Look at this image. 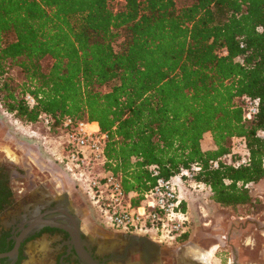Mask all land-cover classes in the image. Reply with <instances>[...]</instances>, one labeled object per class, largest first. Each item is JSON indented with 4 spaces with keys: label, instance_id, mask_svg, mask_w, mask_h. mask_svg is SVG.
Segmentation results:
<instances>
[{
    "label": "trees",
    "instance_id": "16d2710c",
    "mask_svg": "<svg viewBox=\"0 0 264 264\" xmlns=\"http://www.w3.org/2000/svg\"><path fill=\"white\" fill-rule=\"evenodd\" d=\"M244 96L258 100L250 119ZM0 106L22 124L49 116L51 133L65 117L97 122L132 205L155 183L150 166L169 177L196 162L212 201L251 206L247 185L264 177V0H0ZM235 136L246 163L212 169Z\"/></svg>",
    "mask_w": 264,
    "mask_h": 264
},
{
    "label": "built area",
    "instance_id": "2783aa9c",
    "mask_svg": "<svg viewBox=\"0 0 264 264\" xmlns=\"http://www.w3.org/2000/svg\"><path fill=\"white\" fill-rule=\"evenodd\" d=\"M24 99L29 106L35 104L31 94L26 93ZM241 107L243 117L250 119L257 113L258 100L244 96ZM41 123L48 129L49 116L42 115ZM59 128L62 131L60 137L51 132L45 135L51 142L46 145L50 159L72 179L104 225L121 231L152 233L163 243L176 241L188 231L189 218L185 210L188 193L205 187L196 180L202 170L200 164L194 162L189 166H179L169 177L161 176L157 166H150L151 175L156 177L155 183L142 193L135 206L124 192L120 177L106 167L107 134L93 122L72 117L63 118ZM233 155L239 157L232 160ZM247 160L245 139L235 136L230 152L209 164L212 169L221 163L236 167Z\"/></svg>",
    "mask_w": 264,
    "mask_h": 264
},
{
    "label": "flooded vegetation",
    "instance_id": "af4514ba",
    "mask_svg": "<svg viewBox=\"0 0 264 264\" xmlns=\"http://www.w3.org/2000/svg\"><path fill=\"white\" fill-rule=\"evenodd\" d=\"M22 145L24 143L19 146ZM40 149L37 145L26 146L24 154L31 163L29 170L17 168L14 157L12 159L16 165L9 161L7 164L0 163V264H86L71 243L69 232L56 225L69 224V219L58 211L65 207L63 200L51 198L43 190V176L48 174L54 181H58L62 191L60 178L66 182L64 174L56 166L47 167L43 164ZM260 219L264 221V217ZM43 236L53 240L45 259ZM240 236L241 230L234 222L229 224L224 233L217 235V248L212 253L216 259L215 264H264V243L258 245L259 249L253 254L250 251L254 250L252 240L245 244L248 249L236 246ZM81 237L84 247L99 264H112L110 255H97L95 247L84 242L83 234ZM156 242L157 245L175 246L170 248L171 253L164 254L158 245L159 250H149L146 259L141 258L143 252L141 246H137L134 259L136 264H209L191 254L182 253L178 240L170 243Z\"/></svg>",
    "mask_w": 264,
    "mask_h": 264
},
{
    "label": "rangeland",
    "instance_id": "374dc122",
    "mask_svg": "<svg viewBox=\"0 0 264 264\" xmlns=\"http://www.w3.org/2000/svg\"><path fill=\"white\" fill-rule=\"evenodd\" d=\"M120 5L121 2L117 1L111 3L110 6L113 10H116ZM49 63L50 59L48 58L42 60L43 66H47ZM8 76L12 78L14 82H20L22 80V74L18 69L9 71ZM48 133L49 132L46 131L41 122L35 124H22L16 121L10 113L6 112L0 106V163L7 164V161L14 163L12 159V157H14L17 165L14 164L17 168L31 169V163L29 159L26 158L27 156L24 154V151L26 146L37 145L39 148L41 147L40 150H42L43 164L47 167L53 166L54 163L50 159L46 146L51 144L49 141L50 138L45 136ZM56 134L60 137L62 134L60 128ZM261 134L264 136V132ZM21 143H24V145L19 146ZM201 146L203 149H207L209 146H211V148L213 147L209 132L203 135ZM17 175H19V173H17ZM44 175L46 176H43V190L45 193L49 194L51 198L59 199L63 191L60 189L58 181H54L48 174ZM63 176L66 182L65 190L69 195L70 205L72 209L78 213L80 225L83 229L84 227L87 228L90 224H95L101 226L108 232L146 236L154 242L158 241V238L153 236L152 233L121 231L104 225L82 193L73 184L72 179L69 176ZM17 182H20V180ZM247 187L253 198L252 205H239L237 207L222 206L212 201L207 187H198L190 190L188 193L187 206H185L189 218V227L186 232L187 237L184 240L178 239L181 252L191 254L193 257L200 260V252L202 253L210 250L215 252L217 248L216 245L218 244L216 240L217 235L219 233H224V230L230 223L234 222L237 224L236 220L243 221L247 217L261 221L260 218L264 217V177L256 183L248 184ZM238 228L241 230V236L238 238L236 246L248 249V245L245 246V244L252 240L254 250L250 251L254 254L257 249H259L258 245L264 243V231L257 229L253 224H248L244 229L240 228L238 225ZM52 241V239H47L43 236V259L46 257L47 250L51 249L50 243ZM158 245L161 246L160 248L163 250L164 254L171 253L170 248L175 246L159 243ZM215 261L216 259L211 256L207 263L215 264Z\"/></svg>",
    "mask_w": 264,
    "mask_h": 264
},
{
    "label": "water",
    "instance_id": "95a60500",
    "mask_svg": "<svg viewBox=\"0 0 264 264\" xmlns=\"http://www.w3.org/2000/svg\"><path fill=\"white\" fill-rule=\"evenodd\" d=\"M60 182L63 186V194L59 200H63L65 207L63 210L58 211L66 215L69 219V224L57 223L56 225L69 232L71 243L74 245L76 252L81 256L84 263L99 264L84 247L81 234L85 236L84 242L87 245L95 247L97 255H110L112 264H136L137 262L134 259L136 256L135 251H137L138 248L137 246H141L143 254L140 256L145 259L146 255L149 256V250H159L157 243L147 237L108 232L101 226L95 224H90L87 228L84 227L83 229L80 225L78 213H76L70 205L69 195L64 186V180L60 178ZM236 222L242 229L248 224H253L257 229L264 231V221L255 218L247 217L243 221L236 220Z\"/></svg>",
    "mask_w": 264,
    "mask_h": 264
},
{
    "label": "bare ground",
    "instance_id": "6f19581e",
    "mask_svg": "<svg viewBox=\"0 0 264 264\" xmlns=\"http://www.w3.org/2000/svg\"><path fill=\"white\" fill-rule=\"evenodd\" d=\"M96 124V123H95ZM201 253V252H200ZM213 250L210 251H206L205 253L203 252L201 258L203 259V261H209L210 257L212 256ZM209 263V262H208Z\"/></svg>",
    "mask_w": 264,
    "mask_h": 264
},
{
    "label": "crops",
    "instance_id": "0c3cea01",
    "mask_svg": "<svg viewBox=\"0 0 264 264\" xmlns=\"http://www.w3.org/2000/svg\"><path fill=\"white\" fill-rule=\"evenodd\" d=\"M93 123H96V124H97V122H93ZM97 126H98V124H97ZM209 147H210V146H209ZM209 147H207V148H209ZM205 252H206V251H205ZM205 252H204V253H205ZM202 254H203V252L200 253V260H201V261H203V259L201 258Z\"/></svg>",
    "mask_w": 264,
    "mask_h": 264
}]
</instances>
